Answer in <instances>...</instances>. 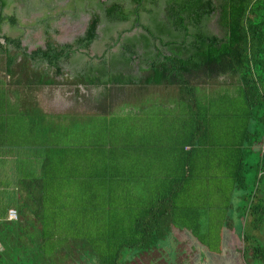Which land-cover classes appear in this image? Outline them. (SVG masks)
<instances>
[{
	"label": "trees",
	"instance_id": "trees-1",
	"mask_svg": "<svg viewBox=\"0 0 264 264\" xmlns=\"http://www.w3.org/2000/svg\"><path fill=\"white\" fill-rule=\"evenodd\" d=\"M6 4V0H0V25L3 22L15 25L16 18L1 11ZM164 8L166 23L155 27L156 32L149 27L152 23L144 29L149 37L157 38L167 54L159 52L141 78L118 74L104 80L101 74L88 75L87 79L79 75L76 81H68L63 62L71 55L70 46L56 47L47 37L44 47L28 50L22 37L0 32V116L18 106L28 111V106L32 107L34 101L36 104L34 91L42 86H103L113 97L119 88L130 90L139 84L163 86L166 94L182 96V103L194 119L189 124L193 128L189 126L188 137L181 144L182 150H178L186 175L174 177L177 169L172 170L166 181L160 180L155 196L139 199L144 202H135L134 208L127 207L122 220L115 212L105 213L103 205L100 206V199L108 198L109 206L117 203L118 198L113 195L117 188H123L121 181L100 183V173L90 175L98 179L96 183L101 188L107 185L109 195L89 196L103 210L102 219H106L104 226L92 235L87 232L90 228L77 225L81 221L73 218V223L67 222L68 202L61 191L60 195L45 193L48 182H55V176L67 177L63 170L68 171L69 166L64 159L63 163V157L58 158L57 167L52 163L44 166L42 178L24 182L31 193L34 186L41 185L40 194L11 199L9 204L16 210V220L7 219V206L0 214V264H174L161 258L163 248L159 245L169 237L180 214L185 216V223L198 218L196 208L200 201L189 197L188 192L199 189L209 177L206 174L216 170L214 167L240 192L236 211L243 221L238 236L243 245L242 263L264 264V0H167ZM105 14L109 21L128 18L125 13H116L115 7ZM211 17L216 19L219 34L206 29ZM97 24V18L89 23L85 36L78 40L82 47L86 48L96 38ZM142 39L147 49L150 41L147 36ZM128 52L126 62L134 55V50ZM200 74L207 81L191 84L190 80ZM225 75L234 81H219V86L236 88L242 99L234 116L226 111L217 113L215 102L197 97L200 96L197 89L206 90V85L217 82L208 80ZM8 94L15 96L16 102H10ZM112 97L107 98L109 107ZM186 145L188 150L183 149ZM114 153L111 149L109 154L113 155L105 160L108 174L117 169L112 161ZM96 183L87 182V190L95 191ZM77 232L82 236H77Z\"/></svg>",
	"mask_w": 264,
	"mask_h": 264
},
{
	"label": "rangeland",
	"instance_id": "rangeland-1",
	"mask_svg": "<svg viewBox=\"0 0 264 264\" xmlns=\"http://www.w3.org/2000/svg\"><path fill=\"white\" fill-rule=\"evenodd\" d=\"M55 1L56 0H6L7 4L3 7V14L13 15L16 18L17 24L12 25L8 22H3L0 25L1 34H7L13 37L20 36L22 37V44L26 46L28 50L33 49L35 45L42 43L40 39V36L42 35V26L40 28V26L37 25V27L39 28L37 29L38 32L31 31L29 26L41 19H46V15L48 20L52 21V14H56L61 10V8L66 9V11L68 9L64 8L63 6L64 0H57V4L61 5V8L60 6H54V9L50 11L51 14H47V9L44 7H46V4L48 3H50L49 5L55 3ZM166 2L167 0H144L142 1V6L147 7L148 9H152V12H154V16L155 12L158 14H165V10L163 11L162 8L165 7ZM161 11L163 13H161ZM140 17L144 22H146V18H149V16L144 12L140 14ZM56 22L57 21H54V24ZM72 26L73 22H62L61 29L63 33L61 38L68 37L67 29L71 28ZM206 29L211 34H219V29L217 27L215 17L210 18V20L206 24ZM135 37H138V35L129 34L128 36L123 38V41L130 42L135 40ZM105 41L106 40L100 39L97 44L100 45ZM95 51L98 53L100 50ZM83 61L84 60L81 57L80 62L83 63ZM91 63H94V61H92ZM137 68L138 69L135 68L133 72L130 73V75H132L133 77L141 78L142 76L147 74L146 70L143 69V65L139 64L137 65ZM190 81L191 84L198 85L201 84L200 81L207 80H205V78L200 74L197 75L194 79L192 78ZM208 81L217 82L211 85H206V90L204 88L197 89L199 91L198 93L200 94V96L197 97L199 99L201 98V100H205L208 98V100H212V102H215V111L217 113L222 114L224 113V111H226L227 115L234 116L235 114H238L242 99L241 96L238 95L236 88L228 87L229 89H224L225 87L219 86V81H234V79L229 77L228 75H225ZM123 88L125 90L129 89V87ZM49 89H55V87H49ZM68 89L69 87L61 88V90H64L66 92L68 91ZM154 89L158 90V88ZM202 91H204V93ZM85 93L87 97L95 99L97 96L104 94L105 91H102V87L96 88L94 86H91L88 87ZM118 93H120L121 95V92ZM117 97H113L114 99L112 100V103L115 104L116 102H118V104L113 107L111 114L115 115L114 117H117V113L122 112L125 113V117H120V120H116L118 118H114V120H116L118 124L111 125H118L116 127L107 125L106 122H104L105 118H103V115H101L100 117L92 118V120L89 119L88 129H86L84 132L79 131L78 133H76L77 130L72 131L70 130V127L65 126L61 123V126L55 128L57 129L56 131H46V134H42L40 133V131H37L36 126L35 128L31 126V129L24 128V130H26V136L22 138V140L26 137L29 138L30 133H32V139L29 138V140H31L30 142H32L34 146L31 147L36 146L37 149L41 150L39 148L40 141L44 144L50 143L49 145L59 143V145L61 146L60 149H62L66 147V135L67 133H69V131H72L74 133L72 140H76L77 135L80 133L79 142L83 140V142L85 143L84 147H88L87 151H84V148L82 152H80V148V150L74 149V151L72 150V152L70 153L71 156L69 155L68 160L66 151L60 150L59 154H63L61 155V157H63L62 161L63 159L65 161V163L64 161L63 163L69 166L68 171L63 170L64 174L67 177H64L63 179L60 177L59 180V177L55 176V178L53 179L55 182H48L45 193H49V195H60L61 191V193H63V198L68 202V210L65 212V214L67 213V222H70V224L73 223V221H71L73 218H75L76 221H81V223L77 222V225H85L90 228L91 230H87V232H89L91 235L99 231L97 229H100L101 226H104L106 222V219H102L101 211L103 210L100 209L101 205H103L105 213L110 214L115 212L116 215H118V218L122 220L126 217V213L128 211V209H126L127 207L131 206V208H134L135 202L138 204L144 202L138 201L141 198H137L136 201H134V198H132L137 194L136 191H132L135 187H133V183H130V185L124 183L123 189L117 188L113 196H116L119 201L113 198L117 200V203L114 206H109L107 200L108 198H106L100 199V201H102V204L99 202L100 206L96 207V204L94 205V199L92 197H89L91 194L90 191L87 190V182L91 181L94 183L96 180H98L90 178V175L93 172L99 173L98 166H96L99 160L96 159L97 157L95 156L97 152H95L93 148H90L89 146H91L92 143H99L100 135H102L103 132H105L106 134L112 131L123 133V138H126L125 135H130L132 131V126L130 125V122H132L133 120L132 110L137 109L139 104L136 102L133 103L132 97L130 95L128 97L125 96L124 100H121L120 102L117 101ZM155 101L154 98L150 99L149 97H146L145 100L140 102L147 104L150 109H157L159 108V105L157 104L158 102L156 101L157 103H155ZM164 101H167L166 103H168V105L176 103L172 98ZM161 102L163 103V101ZM184 105L185 104L182 103L183 118L185 117L184 110H186L184 108ZM103 109L104 108L100 110ZM187 118L188 124H190L193 120V117L188 113ZM110 119V117H107L108 121ZM90 120L92 121V124L90 123ZM102 120L103 122L100 123V121ZM226 122L227 124L231 123L228 121ZM114 132H112V134H115ZM27 142L29 141L27 140ZM73 142L74 140L71 141L72 144ZM36 148H31L30 151L36 153ZM44 153L47 154V151H44ZM89 157H92V159H89ZM89 163H91L92 165L90 166ZM32 169H36V167L33 166ZM214 169L216 170L208 172L206 174V176L209 177L208 179H206V181L200 184L199 189L191 192V194L190 192H188V196L191 195L189 197L198 198V202L200 201L198 204L199 206H197L196 208L199 216L198 218H194V221L192 223H185V216L180 214L178 221L174 224L169 237L166 240L162 241L159 245V247L163 248V250H160V252L164 255L161 257L164 260H172L174 261V264H243L241 261L240 253V249L243 245L238 239L239 231L242 228L243 221L240 217V214L236 211V206L239 201L238 195L240 192L232 188V182L230 180H225V177L221 175L217 167H214ZM71 173L73 176L70 177ZM153 177H155L154 174ZM96 186L97 192L102 191V194H104V192L107 193V185L103 184V188H101L98 183H96ZM127 189H129V191ZM154 190L155 192H152V196L150 197L155 196L157 189L154 188ZM27 192L26 195L31 194L29 191ZM49 195L46 196L50 197ZM205 198H207V201H204ZM179 203L180 201L178 202V204ZM228 204H231L232 206L230 207L228 206ZM230 216L231 221H228ZM226 223L227 225H225ZM75 236L76 235H74V237ZM77 236H82V233L80 234L77 232ZM166 263L173 264L170 262Z\"/></svg>",
	"mask_w": 264,
	"mask_h": 264
},
{
	"label": "crops",
	"instance_id": "crops-1",
	"mask_svg": "<svg viewBox=\"0 0 264 264\" xmlns=\"http://www.w3.org/2000/svg\"><path fill=\"white\" fill-rule=\"evenodd\" d=\"M48 4H46V7L44 8L47 9ZM46 12L49 15L51 14L49 9H47ZM48 22L50 25H48ZM36 24L39 25L40 28L42 26L41 37L47 38L49 35V26L50 29L51 27L52 29L54 28L53 18L52 21H49L47 15L46 19H41L36 22ZM37 29L39 28L37 27L35 30L31 31H37ZM73 29L74 26L68 28L67 33L70 34V32L74 31ZM38 46L43 47V43ZM152 52L163 53L161 47L156 43L153 44ZM100 53L105 54L106 50L101 49L98 53L94 49L89 53L82 51L81 54H77L78 57L77 55H74V64H78V68L81 67V69L84 70V67H88L92 64L90 55ZM128 53V51H123L124 60L127 59ZM136 54L142 56L144 53L141 54L140 51H134L133 57ZM81 57L84 60L83 63L80 62ZM74 64L73 67L75 66ZM76 68L77 66L73 69L78 70ZM77 72L79 74V70ZM100 74H103V76L106 77L105 74L107 73L101 71ZM79 75H81V73ZM82 75L84 76V73ZM49 87H55V89H49ZM60 87H69V89L66 92L61 90ZM88 87L91 86H42L34 91L33 97L36 100V104L33 100V106H28V111L22 106H18L15 111H8L7 115L3 114L4 116H0V214L4 213L7 206V219H9L8 211L14 208L12 207V204H9L11 199L13 197L26 196L28 190L26 189L24 182L29 179L36 180L42 178L44 166L49 165L50 163H52V165L56 164L57 167V161H59L58 158L63 155L59 154L60 150L66 151L67 159L74 149H81L80 152H82L84 148V151H87L88 147H84L85 143L83 140L79 142L80 133L77 135L76 140L73 139V144L71 143L74 135L72 131L77 130L76 133L79 131L84 132L88 129V120H92L94 117H100L101 115L105 118L104 122H106L107 125L118 124L116 120H120V117H125V113L122 112H118L117 117H114L115 115L111 114L113 107L118 104V102L115 104L111 103V106L109 107L107 98H109V96L112 97V95L111 93H107L103 86L98 87H102V91L104 90L105 93L97 96L95 99L85 95V91H87ZM94 87L98 88L97 86ZM154 88H158V90ZM118 90L119 92L121 91L122 94L120 95V93H118L113 96H118L117 101L120 102L121 100H124L125 96L128 97L130 95L133 103L136 102L139 105L137 109L132 110L133 120L130 122V125L132 126L130 135H125L126 138H123V133L112 131L115 134H112V132L106 134L103 132V134L100 135V142L92 143L91 146H89L97 152L95 156L97 157L96 159H99L96 166H98L102 178L98 181L103 183L105 181L118 180L121 181V183H133V187H135L132 191L137 192L133 198H148L152 196V192H155L154 188L157 190L159 189L161 185L160 180L166 181L168 177L172 175V170L174 171L177 169V173H173L174 177H182L186 175L183 170L184 168H182L181 165L182 162L179 160L178 150H182L181 144L184 143L188 137L187 132L189 126H191L188 124L187 118L189 111L186 109V105H184L186 110H184L185 117L183 118L182 100L184 98L180 95L166 94L163 86H142L135 84L130 87V90H125L123 87L121 90L120 88ZM128 92L130 94H128ZM146 97H149L150 99L154 98V101L156 100L158 102L155 101V103L159 105V108L150 109L147 104L140 102L145 100ZM171 98L176 103L168 105V103H166L167 101L164 100ZM8 99L10 102H16L17 100L12 94H8ZM161 101H163V103ZM102 108L104 109L100 110ZM6 110L7 109H5V111ZM29 116L32 118H29ZM107 117H110L111 119L108 121ZM114 118L118 119L114 120ZM91 120L90 123L92 124ZM193 121L194 119L192 120V124ZM101 122H103V120L100 121V123ZM61 123L70 127V130H72L69 131L67 135L64 134L67 136V142L65 144L66 149H60L61 146L59 143L49 145L50 143L44 144L40 141L39 148L41 150L37 149L36 146L31 147L34 146V144L30 142L31 140H29V138L32 139V133H30L29 138L26 137L23 139L24 141L22 140V138L26 136V130H24V128L31 129L36 126L37 131L46 134V131H56L57 129L55 128L61 126ZM111 126L116 127L118 125ZM191 127L193 128V126ZM27 140L29 142H27ZM111 143L114 144L111 145ZM31 148H36V153L31 152ZM111 149L115 150V157L112 158V161L115 162L114 165L117 166V169L115 173L112 172V174H108L105 170V166L107 165L105 160L113 155L109 154ZM183 149L188 150L189 146L186 145ZM44 151H47V154H45ZM89 159H92V157H89ZM89 165L91 166L92 164L89 163ZM33 166H35L36 169H32ZM118 166L121 167L118 168ZM56 171H58L57 168ZM153 174L155 177H153ZM115 175H117L118 179L115 178ZM96 182L97 180L95 183ZM123 185L124 184H122L121 187H123ZM39 189H41V185H36L34 186V189L30 190H33V193H30L34 196H36V194L39 195ZM95 189V191H90L93 196H109L106 192L102 194V191L97 192V188ZM127 190L129 191V189ZM91 194L90 196H92Z\"/></svg>",
	"mask_w": 264,
	"mask_h": 264
},
{
	"label": "flooded vegetation",
	"instance_id": "flooded-vegetation-1",
	"mask_svg": "<svg viewBox=\"0 0 264 264\" xmlns=\"http://www.w3.org/2000/svg\"><path fill=\"white\" fill-rule=\"evenodd\" d=\"M61 1V0H59ZM138 1V2H137ZM64 0L63 6L66 9L61 8V5L57 4V0L55 3L47 6V9L50 11L54 9V6H60L61 10L56 14H52L53 21H57L54 24V28L50 29L48 27V38H51L53 43L56 44V47L61 46H70L68 49L71 51L70 57L63 62L64 75L67 76L68 81H76L79 78V74L84 73V78L87 79V76H98L101 75L100 72L104 71L107 74L104 77V80L107 77H112L114 75H130L133 70L137 68V65H143L145 70L149 68V65L152 62V59L157 56V53L152 52L153 44L156 43L159 47H161V54H167L166 48L162 46V44L156 40L157 38L149 37V34L145 31L144 27H148V24L152 23L153 26H149L153 32H156L157 29L155 27L160 26V24H165V15L166 14H158L155 12V15L152 14V9H148L147 7L142 6V1L144 0ZM38 6V5H37ZM115 7V12L127 14L128 18L126 20H116L109 21L106 19L105 12L108 9ZM147 8V9H146ZM146 10H149L151 13H146ZM164 11L165 9L162 8ZM3 13V9L1 10ZM144 12L149 16L146 18L144 22L141 19L140 14ZM154 13V12H153ZM161 13H163L161 11ZM93 18L98 19V24L96 27V38L91 42L89 46L86 48L82 47L79 44V39L85 36L87 32V28L89 23L93 20ZM86 20V21H83ZM70 21L73 22L74 31L68 34V37H62V22ZM49 23V22H48ZM50 25V23L48 24ZM31 30H35L37 28V24L33 23L30 25ZM129 34L138 35L135 37V40L126 42L123 41L124 37ZM151 35V34H150ZM143 36H147L150 45L145 47V41L142 39ZM40 39L43 43V47L45 45L46 37H41ZM106 40L102 42L100 45L97 42L100 40ZM164 38L163 40H165ZM38 44V45H42ZM35 45L33 49L38 46ZM92 49L94 50H106L105 54L101 55H90V60L95 61L90 64L88 67H84V70L81 67H77L73 69L75 66L73 57L78 53L81 54L82 51L89 53ZM134 50L140 51L142 56L136 54L129 62L123 59V51ZM73 64L75 65L73 67ZM132 76V75H131ZM103 80V79H102Z\"/></svg>",
	"mask_w": 264,
	"mask_h": 264
},
{
	"label": "built area",
	"instance_id": "built-area-1",
	"mask_svg": "<svg viewBox=\"0 0 264 264\" xmlns=\"http://www.w3.org/2000/svg\"><path fill=\"white\" fill-rule=\"evenodd\" d=\"M8 218L10 220H16L17 219V213H16V210L15 209H10L8 211Z\"/></svg>",
	"mask_w": 264,
	"mask_h": 264
}]
</instances>
